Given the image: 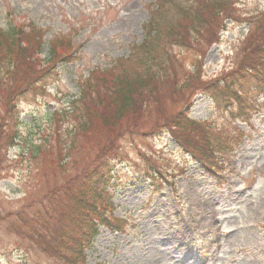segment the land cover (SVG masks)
<instances>
[{
  "label": "rangeland",
  "instance_id": "obj_1",
  "mask_svg": "<svg viewBox=\"0 0 264 264\" xmlns=\"http://www.w3.org/2000/svg\"><path fill=\"white\" fill-rule=\"evenodd\" d=\"M154 1L0 0L1 30L25 23L21 42L44 33L39 44H24L32 70L56 68L18 98L17 145L0 151V264H54L43 253H60L51 231L33 219L51 218L55 233L76 235L68 197L108 156L115 210L108 228L96 230L86 264H264V82L223 103L205 87L242 66L247 53L258 56L262 35L247 40L244 19L261 18L264 0H198L207 5L192 22L194 0H167L155 13ZM228 7L235 18L215 33ZM149 13L158 40L142 30ZM171 30L176 42L168 41ZM70 39L72 64L48 60L52 42ZM115 62V73L147 80L144 99L121 116L104 83L84 87L89 95L77 88L80 77ZM83 96L96 107L86 108ZM109 118L115 127L105 126ZM212 138L225 142L219 153ZM24 217L46 250L14 230Z\"/></svg>",
  "mask_w": 264,
  "mask_h": 264
},
{
  "label": "trees",
  "instance_id": "obj_2",
  "mask_svg": "<svg viewBox=\"0 0 264 264\" xmlns=\"http://www.w3.org/2000/svg\"><path fill=\"white\" fill-rule=\"evenodd\" d=\"M21 36L14 32L13 29L7 31L0 30V94L3 96V116L0 121V149L3 147L10 146L13 144V141L18 138L15 125L19 124L18 113L16 112L15 103L17 105V100L32 86V83L35 84L39 82L45 75L51 71L47 69H41L39 72L32 70L33 63L30 61L29 57H26V50L23 44L27 46V42L23 37V44L20 43ZM60 47L61 50L65 51L67 48L66 44H56L53 46L51 51V60L56 59L55 51ZM247 60L253 61L251 57L247 56ZM20 67V69H19ZM255 67L254 64L246 65L238 68L233 75L239 73L240 79L243 81V84L250 82L252 79L251 69ZM103 82H97V88L100 84H103L107 88L117 89V97L112 98L111 95L106 94L110 99L109 105L111 108L117 106V116H121L127 111L134 109V105L137 102H141L144 99L145 89L147 86L145 82L139 80L138 82H132L126 80L125 75H119L113 73L112 70L99 74ZM95 76V77H99ZM256 81H260L259 72L255 73ZM236 78V77H235ZM227 80L225 79L224 84L227 86V89H230V85H233L231 77ZM147 81V80H146ZM261 82V81H260ZM238 84L239 80H238ZM90 87L89 84L81 85L82 91L84 92V87ZM242 87L239 86V88ZM226 88V87H225ZM90 93L84 95H89ZM216 98V94H212ZM218 97V96H217ZM101 103V101H100ZM83 104L86 108L96 107L94 102H90L88 99H85L83 96ZM96 111V110H94ZM116 119L109 118L107 119L105 126L107 128L115 127ZM105 162H107L105 160ZM109 163V162H108ZM109 168L107 163H104L103 168L95 169L91 174L88 175L85 185L81 188L78 193H72L68 197L69 204H72L70 213L72 217L70 219L74 223L75 229H82L85 226V230L88 229V234L86 231V237L83 243H80L78 237H74L72 242V247H66L67 257L69 259V264H84L85 263V254L84 252L88 250L93 241L95 228L98 225H104V215L106 212L112 210V205L110 201V191H109ZM93 192L98 194V202L95 203V199L90 202ZM62 216L68 218L67 211L62 210ZM19 223L14 226V230L17 232L24 233V236L28 242L33 243L36 246H40L46 250L44 245V239L39 233L38 228L35 227L34 222L30 223L29 220L24 217L18 219ZM44 227L49 228V220L44 219ZM85 233V231H84ZM83 233V236H84ZM60 237L63 240V243H69V239L65 235L61 234L58 231L50 235V241H54L57 237ZM62 245L58 248L61 251ZM56 249V247H55ZM57 250V249H56ZM58 251V250H57ZM46 254L49 256L52 254L51 259L55 261L56 264H66L65 258L62 254H55L52 251H46ZM75 260V262H74Z\"/></svg>",
  "mask_w": 264,
  "mask_h": 264
}]
</instances>
